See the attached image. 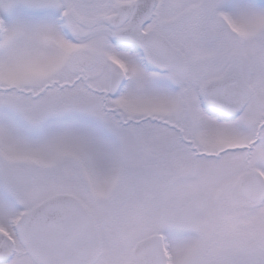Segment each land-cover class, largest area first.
<instances>
[{
	"label": "snow or ice",
	"instance_id": "snow-or-ice-1",
	"mask_svg": "<svg viewBox=\"0 0 264 264\" xmlns=\"http://www.w3.org/2000/svg\"><path fill=\"white\" fill-rule=\"evenodd\" d=\"M0 264H264V0H0Z\"/></svg>",
	"mask_w": 264,
	"mask_h": 264
}]
</instances>
